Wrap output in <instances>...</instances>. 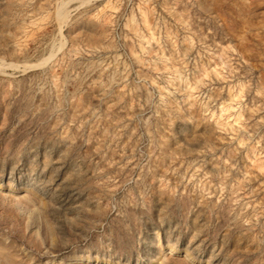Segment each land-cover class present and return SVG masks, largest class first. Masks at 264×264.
Segmentation results:
<instances>
[{
    "label": "rangeland",
    "instance_id": "rangeland-1",
    "mask_svg": "<svg viewBox=\"0 0 264 264\" xmlns=\"http://www.w3.org/2000/svg\"><path fill=\"white\" fill-rule=\"evenodd\" d=\"M0 264H264V0H0Z\"/></svg>",
    "mask_w": 264,
    "mask_h": 264
},
{
    "label": "bare ground",
    "instance_id": "bare-ground-1",
    "mask_svg": "<svg viewBox=\"0 0 264 264\" xmlns=\"http://www.w3.org/2000/svg\"><path fill=\"white\" fill-rule=\"evenodd\" d=\"M67 1H69V0H67ZM72 1V0H71ZM67 13H69V11L67 12V9H66V3H64V2H62L60 5H59V7H58V9H57V17L56 18H59V20H61L62 22H65L66 21V19H67V16H68V14ZM61 25V24H60ZM11 67H14V68H16V69H18V68H20V67H18V66H11ZM27 67V66H26ZM13 69V68H12Z\"/></svg>",
    "mask_w": 264,
    "mask_h": 264
}]
</instances>
